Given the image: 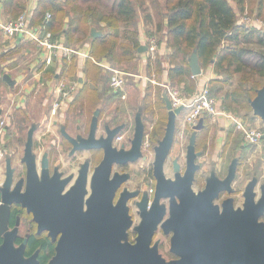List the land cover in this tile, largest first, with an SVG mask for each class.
<instances>
[{
    "label": "water",
    "instance_id": "95a60500",
    "mask_svg": "<svg viewBox=\"0 0 264 264\" xmlns=\"http://www.w3.org/2000/svg\"><path fill=\"white\" fill-rule=\"evenodd\" d=\"M91 33L94 37L102 34L96 27L92 28ZM146 50L145 44L139 47V52ZM190 67L194 76L203 71L197 47L190 56ZM3 79L15 83L9 73H4ZM163 97L168 121L163 137L154 147L157 178L154 201L150 210H146L142 202L139 203L142 221L134 226L139 232L134 240L130 238L129 228L133 226L134 220L127 200L138 192H123L115 202L117 189L128 174L117 172L114 178L110 176L115 162L125 164L142 154L145 124L141 111L135 118V134L129 148L124 144H114L124 124L116 127L107 124L106 133L100 138L96 137L98 110L94 113L89 136L83 138V144L78 145L73 139L75 148L89 147L87 142H92L94 145L91 146H100L105 150V157L92 177L91 193L87 187L86 171H81L75 184L65 192L72 175L63 179L58 177L53 182L39 179L31 154L30 133L27 146V154L31 155L28 175L29 178L34 176L36 180L31 183L30 179L26 190L19 192L14 199L33 212L39 230L48 229L53 239H56L54 234L62 232L56 252L47 264H264V221L261 220L264 215V185L257 201L254 190L257 178L249 182L243 207L236 208L232 197L226 198L222 204L215 203L222 190H232L231 183L236 175L238 161L235 158L223 179L213 170L206 179L205 187L199 191L194 189L196 171L200 168L196 159L202 154V151L196 150L197 131L204 128V117L197 124H192L194 131L187 147L185 171H182L179 159L175 158L174 177L167 176L165 165L175 142L177 117L184 105L173 107L167 89ZM250 103L254 114L264 121V83ZM101 139L103 142H100ZM161 198L170 200V216L161 225L166 233L173 232L170 249L176 255L174 258L163 255L159 240L153 242L155 230L167 211L165 204H161L160 212L153 210ZM4 202L11 201L4 196ZM143 202H148V195H144ZM5 205L2 223L7 219L9 205ZM17 230L14 228L0 242V264H39L37 254L26 256V240L16 245Z\"/></svg>",
    "mask_w": 264,
    "mask_h": 264
},
{
    "label": "trees",
    "instance_id": "16d2710c",
    "mask_svg": "<svg viewBox=\"0 0 264 264\" xmlns=\"http://www.w3.org/2000/svg\"><path fill=\"white\" fill-rule=\"evenodd\" d=\"M5 1L7 4L13 2ZM16 5L21 10L15 17L25 10L24 3L17 2ZM141 5L144 10L147 9L142 2ZM166 5L158 27L152 30L148 28L147 33L159 39L165 36L172 51L166 57L161 53L148 57L149 71L152 72L154 68L167 69L170 84L177 81L186 83L183 89L190 93L197 86L190 67V56L197 47L201 66L207 68L213 65L218 74L209 82L212 94L219 95L217 91L237 74L239 82L222 96V104L228 109L240 106L251 110L250 99L264 83L263 26L239 23L230 0H166ZM47 11L52 12L48 28L55 36L65 34L69 42L91 39V57L87 58L85 64L86 81L79 93H88L89 85L93 90L100 89L103 78H106L104 67L99 63L101 59L106 58L114 63L113 60H129L139 56L142 45L140 21L137 20V9L132 0H38L31 25L41 23ZM150 12L149 9L145 16L147 19H152ZM263 17L264 0H259L255 18L264 20ZM92 27L101 30L102 34L92 36ZM249 43H256L262 49L255 51L249 47ZM250 54H256V62H250ZM167 58L174 62L169 68L165 65ZM64 62L62 73L66 74L67 70L72 72L73 65L69 66L67 60ZM55 68L54 65L47 67L46 73H52ZM94 68L100 72V77L92 73ZM151 87L152 83H148L144 108L148 107ZM162 100L165 101L164 97Z\"/></svg>",
    "mask_w": 264,
    "mask_h": 264
},
{
    "label": "rangeland",
    "instance_id": "374dc122",
    "mask_svg": "<svg viewBox=\"0 0 264 264\" xmlns=\"http://www.w3.org/2000/svg\"><path fill=\"white\" fill-rule=\"evenodd\" d=\"M15 1H17L18 3H25L26 5L29 0ZM132 1L137 9V20L144 21V28L147 27V29L149 28L150 30L156 29L158 27L159 21L162 20L161 18L166 9V0ZM141 2L146 6V10L142 8ZM230 2L235 7L238 18H241L246 14L251 15L252 17H255V15L258 14L259 0H230ZM10 7L18 11L21 10L18 9L15 4ZM149 9L152 11L150 12L152 13V19H147L145 17L149 12ZM159 12H161V15L159 14ZM12 41L15 43V40L0 37V53H2L1 49L9 47L10 42ZM248 45L255 51H260L262 49L256 43H249ZM16 47L17 46H15L13 50L7 51L5 55H0V76L3 72H8L17 81V85L13 89L7 87L5 83L0 82V93L4 97H7L11 100V102H8L4 105L6 112L3 116L6 123L12 124V127L10 126L9 129V132H11V134L8 136L6 133L7 130L4 129L3 134L6 133V135L2 134L0 136V140L6 141L10 140L17 133V128L14 126L13 122L15 118H12L11 115L12 113H14V108L17 103L24 104L25 102L30 105V108H34V110L36 111H38L39 109H43L45 111L51 112L53 103L55 101V96L54 93H51L50 90L51 88L56 87V83L58 80V77H56L57 71L60 72L59 78L68 79V76L62 73V70L59 69V65H61L63 62L62 59L58 62H55L59 65L58 67L57 65H54L56 69H54L52 73H35L33 69L36 68L33 67L31 69V63H33V55L31 52L33 50L34 54H37L36 48L32 47V45H29L28 42H24L18 48ZM25 48H29L32 50L30 52L29 50H24ZM26 51H28L29 53H26ZM180 54L183 55L184 53L180 52ZM141 55L142 52H139V56L137 58L129 60H113L114 63L109 61L108 64L110 65L111 69L106 70V68L103 66L104 70L106 71L104 73L106 75V78H103L100 89L93 90L92 86L89 85L88 93L78 92L79 94H77V98L74 100L75 103L72 104V107H70L67 111V108L64 110L59 109L57 112V116L64 113L66 114V112H68L69 116H74L75 112L77 114H80L79 109H81L82 114L79 116L77 115V117H80L81 122H83V125L86 126L89 125L93 109L95 107H99L103 111V117L113 116L112 118L116 117L114 120L116 122H126L127 126L123 132L125 133V137H127L128 135H133L135 114L140 108L142 110L144 121L146 123V130L151 132L152 137L150 138H162L165 133L166 124L168 121V111L165 107V101L162 100L163 92L167 87L164 70H156L154 68L152 72H150L148 60ZM161 56L166 57L168 55ZM248 59L250 60V62L254 63L258 58L256 57V54H250L248 56ZM166 62L172 64L173 61H170L167 58ZM115 70L123 72L126 75V86L123 91L124 93H126V97H123V92H119L117 94L114 93L109 86L111 77L115 73ZM92 73L95 76L100 77V72L97 69L94 68L92 70ZM153 75L155 76L154 78L156 79V82H153L150 79ZM145 79L148 83H152V87L150 89L152 91V94L149 96V100L147 101L148 107L146 108H144V105L146 104L144 96L146 94V85H148V83L146 82V85L142 84V81ZM238 82L239 76L237 74L232 79L230 78L227 82H225L226 84L223 86V88L217 91V94H219L218 96L221 98V101L222 96L226 93V91L233 90ZM171 84L182 89V86L187 85H182L180 81L174 83L171 82ZM26 91H28L27 94ZM98 92L101 95L98 94ZM101 92L103 93V95ZM184 92L187 95L189 94L188 91ZM23 96H28V98H26V101L21 103V101L23 100ZM34 97H36V99ZM43 102H45V106L42 105ZM11 104H13L14 107L11 106ZM228 110L238 119L243 121L244 127H237L236 123H227L224 125L223 122L218 119L215 120L211 117H206L207 119H205L204 128L197 131V150L202 151L203 154L198 157V162L201 163L202 167L197 173V179L194 187L195 189H202L204 187L205 178L210 174L211 169H216L219 171V174L221 176H225L228 172V167L232 159L238 157L239 168L237 179L234 183L235 187H237L238 189L237 193H235L234 195L236 197V202L241 203L244 200L243 190L245 184L251 177L258 176L260 182H264V137H262V139H260L256 143H250L246 139L244 129L246 128L248 130L250 128H256L264 131V121L261 117L255 115L252 109L249 110L244 107L235 106L234 109L232 108ZM155 131L157 132V136H155ZM100 132L101 126L98 133ZM176 132L175 142L171 150L170 157L165 166L168 176L173 175V158L179 157L180 161L183 164L186 161V149L189 143V137L192 133V128H190L189 126L185 127L183 122V115L177 117ZM149 153L152 157L153 150ZM15 161L19 162V160ZM132 167H137V165ZM258 189L259 187H257V190ZM258 193H260V189L258 190ZM225 196L226 195H224L223 197ZM132 213L135 220L137 221L138 216L136 213V206H132ZM158 237L163 238L165 241V246L161 248V251L166 257H173V254L169 251L168 237L163 235L162 232H159L157 234L156 238Z\"/></svg>",
    "mask_w": 264,
    "mask_h": 264
},
{
    "label": "flooded vegetation",
    "instance_id": "af4514ba",
    "mask_svg": "<svg viewBox=\"0 0 264 264\" xmlns=\"http://www.w3.org/2000/svg\"><path fill=\"white\" fill-rule=\"evenodd\" d=\"M144 44L147 45L146 43ZM146 51L144 52L146 53ZM4 73H8V72L2 73V75L0 76V82L5 83L7 87H10L12 89L15 88L17 85V81L15 80V83L13 84L9 83L5 79H3ZM27 93L28 91H26V94ZM26 98H28V96H23L22 97L23 100L21 101V103L26 101ZM75 99H76V94L73 101H71L66 106L67 108L66 111L70 107H72V104L75 103L74 102ZM8 102H11V100L8 99L7 97H4L0 93V136L3 134L4 129L8 131V132L6 131L8 136L11 134V132H9V129L10 126L12 127V124L6 123L3 117L6 112L4 105L7 104ZM42 105L45 106V102H43ZM11 106H13V104H11ZM62 109L63 108H60V110ZM58 110L56 111V113H53L52 110L51 112H49L43 109H39L38 111H36L34 110V108H30V105L28 103L25 102L24 104L17 103V105L14 108V113L11 114L12 118H15L13 122H14V126L17 128V133L14 135V137L11 138L12 140L11 139L8 141L0 140V242H3L4 237L10 234L12 230H14V228H17L18 229L17 238L15 242L16 245H20L26 240V244H25L26 256L29 257L34 254H37L39 264H47L50 261V259L54 256L56 252V244L59 237L62 235V232L60 231L54 234V237L56 239H53V235L50 234L48 229L39 230L38 222L34 219L33 212L29 211L27 206H24L22 202L14 199L16 198V196H18L19 192H24L26 190L30 179H31V183H33L36 180L34 176H31L29 178L28 175L29 161L31 160V155L27 154V146H28L30 133L32 132L31 154L34 156L35 159L36 170L39 179H42L43 181L47 180L53 182L58 177L63 179L65 177L72 175V178L66 184V187L64 189L65 192L73 184H75L81 171H86V173L88 174L87 187L89 189V193H91L92 177L94 175L96 168L100 165V163L103 161L105 157V150L103 147L100 146L97 147L91 146L94 145L92 142H87V144H90L89 147L75 148L76 145L75 142H73V139L76 140L78 145L83 144L82 143L83 138H87L89 136L92 118L94 116L95 111L97 110L100 111L99 124L96 132L97 138H100L101 135L106 133L107 124H109L111 127H116L117 125L124 124V127L120 131V135H118L121 138L118 139L117 136L114 144L117 146L124 144L126 147L129 148L131 146V141L135 134V123H134L133 135H128L127 137H125V133L123 131L126 129L127 126L126 122L124 121L116 122L114 121L116 117L112 118L113 116L103 117L102 114L103 111L99 107H95L93 109L92 116L89 121V125L86 126L83 125V122H81L80 117H77V115L79 116L82 114L81 109H79L80 114H77L75 112L74 116H69L68 112H66V114L64 113L57 116ZM139 111H141L142 113V110L139 108V110L135 114V118ZM181 115L183 114L181 113L180 115H178V117ZM142 118L144 120L143 114H142ZM184 121L185 120L183 119V122ZM144 124H145V136L142 145V154L137 159L130 160L125 164H120L115 162L113 164L112 173L110 176V178L112 179L114 178V174L117 172L120 174H124V173L128 174L127 178L120 183L117 189L115 202L119 200L123 192H125V194L128 193L129 191L138 192L137 195L132 196L127 200V204L130 208V213L134 220L133 226L129 228L130 238L132 240H134L139 233L134 228V226L139 225L142 221V215H141L142 208L140 207L139 203L142 202L143 204L146 205L145 209L150 210L153 205L156 186H157V178L155 175V168H154V159H155L154 147L161 138L151 139L150 137H152V135L151 132L146 130L145 121ZM184 125L185 127L189 126L190 128H192V132L194 131L192 125H188L187 123H184ZM100 126H101V132L98 133ZM156 131H155V136H157ZM6 133H4L3 135H6ZM66 133L68 135H66ZM175 138H176V134H175ZM100 142H103V139H101ZM189 142H190V137H189ZM152 150H153V155L151 157L149 152H152ZM196 150H197V139H196ZM186 155H187V149H186ZM186 155H185L186 161L184 164L180 161L179 157H175L179 159L183 172L185 171L187 165ZM198 157L196 159V162L200 164V168L196 171L194 184L197 179V173L202 167L201 163L198 162ZM175 158H173V160ZM235 158L238 159V157ZM235 158L232 159L230 165L232 164ZM15 160H19V162H16ZM173 160H172V169H173ZM135 165H137V167H132ZM238 168H239V159L237 161L236 175L231 183L232 186L231 192H229L228 190H222L220 192L219 197L215 199V203L222 204L226 198L232 197L236 208L243 207L245 202L246 188L249 182L254 177L257 178V183L254 187V190L256 192V200L258 201L259 198L261 197L262 186L264 185V182H260L258 176H253L245 184L243 190V197H244L243 202L241 203L236 202V197L234 194L237 193L238 188L235 187L234 183L237 179ZM213 170L216 171V174L220 179H223L228 174L227 172L225 176H221L219 174V171L216 169H211L210 174ZM209 175H207L205 178V185H206V179ZM171 177H174V171ZM257 187H259L260 193H258L259 189L257 190ZM202 189H195V190L199 191ZM88 194L86 195V198L88 197ZM145 194L148 195V202H146L147 204L143 202V197ZM224 195L226 196L223 197ZM4 196L6 199H8L11 202H6L9 205L7 209L8 212L6 214L7 219L5 220L4 223H2L1 222L2 214L4 215V212H6L4 211V208L6 206L5 205L6 203L4 202ZM158 203L159 204L153 208L154 211L160 212L162 210L161 204L166 205L167 211L163 219L159 222L158 228L155 230L153 242H155L156 240L160 241L159 247L161 251V248L165 246V241L163 238L160 237L156 238V237L159 232H162L163 235L167 236L169 239L168 240L169 251L173 254V257L171 258H174L176 257V255L170 249L173 232L171 231L170 233H166L161 225L162 222H164L170 216V211H169L170 200L169 198H161ZM132 206H136V213L138 216L137 221L133 216ZM157 212L154 213L156 214ZM261 220L264 221V215L261 217ZM46 255L48 256V258L46 257Z\"/></svg>",
    "mask_w": 264,
    "mask_h": 264
},
{
    "label": "built area",
    "instance_id": "2783aa9c",
    "mask_svg": "<svg viewBox=\"0 0 264 264\" xmlns=\"http://www.w3.org/2000/svg\"><path fill=\"white\" fill-rule=\"evenodd\" d=\"M33 12L29 9L23 10L17 17L14 18H0V30L5 36L11 40H34L37 43L38 53L37 57L45 67L53 65L63 57H72L78 50L67 44L63 36H55L48 28V24L52 19V12L47 11L40 24L31 25ZM239 23H245L254 26H264V20L245 15L238 20ZM21 35V38L19 39ZM147 44V57H155L159 53L161 41L156 35L148 36ZM106 69H111L109 64L104 63ZM155 76H151V81L156 82ZM109 86L115 93L123 92L126 86V75L123 72L115 70L112 75ZM80 85L77 81H70L65 78L58 79L55 87V101L53 103V113L60 108L66 107L73 101L76 92L79 90ZM169 97L172 101L173 107L184 105L182 114L185 123L188 125L197 124L201 117L208 116L215 120H228L236 123L237 127H244L243 121L238 119L234 114L229 112L223 106L221 98L218 95L212 94L209 85H205L192 96L185 94L182 88L173 86L167 81ZM126 97V93H122ZM245 136L248 142L256 143L264 137V131L261 129L250 128L244 129ZM121 137L118 136V139Z\"/></svg>",
    "mask_w": 264,
    "mask_h": 264
},
{
    "label": "crops",
    "instance_id": "0c3cea01",
    "mask_svg": "<svg viewBox=\"0 0 264 264\" xmlns=\"http://www.w3.org/2000/svg\"><path fill=\"white\" fill-rule=\"evenodd\" d=\"M37 3H38V0H29L26 5L24 3V5H25L24 8L25 9H29L30 11L34 12L35 9H36ZM13 4L16 5L17 1L13 0V2L11 4H7L5 0H0V18H4V19L14 18L17 15L18 10L10 7ZM16 7H17V5H16ZM65 21L67 23L68 19L66 18ZM38 24H40V23H38ZM35 25H37V24H35ZM144 27H145L144 21L142 20V21H140V39L142 41V44H144L146 42V39L148 38L147 27L146 28H144ZM59 36H63L65 38L67 44L71 45L72 47H74L78 51L76 53H74L72 57H63L62 58L63 62H62L61 65H59L57 63H54L53 65H57V67L59 65V69L60 70H62V68H63V66L65 64L64 61H66V60L68 61V63H69L68 65L69 66L73 65V71L69 72L67 70V72H65L66 73L65 75L68 76V80L77 81L79 83V85H80V88H79V90H80V89H82V87L84 86V83L86 81L85 64H86L87 58L91 57V54H90V52H91L90 51L91 50V39L87 38V39H84V40L80 39V40H76L75 42H69L68 39H66L67 37H66L65 34L57 35V37H59ZM0 37H4L6 39H9V38H7L5 36V34L1 30H0ZM160 41H161V44H160L161 47H160L159 53H161L162 55H169V53L172 51V49L167 43V38L164 36V37H162L160 39ZM12 42H10V46L9 47L6 46L7 48H2L1 49L2 53H0V55L3 54V53H6L9 50H13L15 48V46H17V45L21 46L24 42H28L29 45H32V47L36 48V51L38 53L37 43L34 40H24V39L17 40L16 39L15 43L13 42V44H12ZM24 50H29L31 52L32 49L25 48ZM26 53H29V52L26 51ZM31 53L33 55V57H32L33 58L32 59L33 63H31V69L33 67L36 68V69H33V71H35V73L36 72H38L40 74L42 72L46 73L47 68L45 67V65L40 60H38L37 54L35 53L36 54L35 55L33 50H32ZM141 56L145 57V59L148 60L147 54L145 52H142ZM59 60H61V59H59ZM99 63H101V65L104 66V63L108 64L109 60L104 58V59H101V61H99ZM165 63H166L165 64L166 67H169L171 65V64H169V62H165ZM42 67H43V69H42ZM39 69H40V71H39ZM202 69H203V71H202L201 74L194 76V80L196 81L197 86H196L195 90L191 91L188 94L189 96H192L196 91H198L199 89H201L205 85H210V83H209L210 80L218 76V74L214 70V66L213 65H209L207 68H202ZM106 70H108V69H106ZM105 72L106 71L104 70V73ZM164 76H165V80L167 82V80H168V71H167V69H164ZM56 77H58V79H60L59 78L60 77V72L57 71ZM12 78H14V77L12 76ZM146 82L147 81L145 79V80L142 81V84L146 85ZM146 87H147V85H146ZM79 90L77 91L76 95L78 94ZM50 91H51V93H54V96H56L55 88H51ZM34 98L36 99V97H34ZM46 102H47V100H46ZM63 109H66V107H64ZM220 121L223 122L224 125L227 124V123L233 124L232 121H228V120L226 121L224 119H220ZM184 123H185V121H184Z\"/></svg>",
    "mask_w": 264,
    "mask_h": 264
}]
</instances>
